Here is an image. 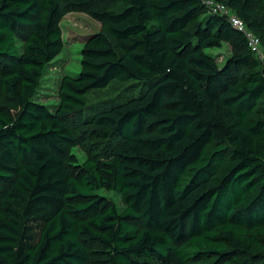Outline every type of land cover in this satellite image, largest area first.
<instances>
[{"label": "trees", "instance_id": "1", "mask_svg": "<svg viewBox=\"0 0 264 264\" xmlns=\"http://www.w3.org/2000/svg\"><path fill=\"white\" fill-rule=\"evenodd\" d=\"M102 1L0 0V100L21 106L0 104V264H264V0H215L261 56L206 0ZM73 10L102 31L53 110L37 90ZM224 42L237 52L220 65L208 49ZM113 80L132 88L90 105Z\"/></svg>", "mask_w": 264, "mask_h": 264}, {"label": "rangeland", "instance_id": "2", "mask_svg": "<svg viewBox=\"0 0 264 264\" xmlns=\"http://www.w3.org/2000/svg\"><path fill=\"white\" fill-rule=\"evenodd\" d=\"M105 5L112 10H119V6L110 0L102 1ZM64 47L60 54L51 61L45 68L44 74L40 80L37 90L39 102L50 106L55 110V106L59 103V87L61 80L65 75L77 73L81 68V48L84 44L86 37L92 33L102 31V24L94 19L88 13L81 10H73L65 13L62 19ZM19 45L23 41L19 38ZM208 52L211 53L219 62L224 65L226 61L231 58L236 52L233 43L224 42L221 47L209 48ZM131 81L123 82L113 80L106 87L96 89L88 94V103L94 105L106 104L125 92L131 90ZM3 105L11 114L18 115L21 111V106L14 99L4 95L0 100ZM97 143L93 140L75 146L70 153V163L74 170L78 171L83 162L92 154L97 153ZM97 155V154H96ZM98 195L102 196L105 200L113 203L119 212H123L127 205L122 199V196L113 191L102 189L97 191ZM79 202H82L80 200ZM131 222L136 226H142V220L131 219ZM215 255L202 256L200 259L210 261ZM225 258H222V263Z\"/></svg>", "mask_w": 264, "mask_h": 264}, {"label": "built area", "instance_id": "3", "mask_svg": "<svg viewBox=\"0 0 264 264\" xmlns=\"http://www.w3.org/2000/svg\"><path fill=\"white\" fill-rule=\"evenodd\" d=\"M206 4L211 12L226 16L229 22L236 29L242 31L245 34L252 50L256 51L258 56L262 55L260 39L248 30L244 20L241 19L230 7H228L225 3L215 0H206Z\"/></svg>", "mask_w": 264, "mask_h": 264}]
</instances>
